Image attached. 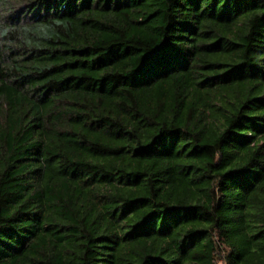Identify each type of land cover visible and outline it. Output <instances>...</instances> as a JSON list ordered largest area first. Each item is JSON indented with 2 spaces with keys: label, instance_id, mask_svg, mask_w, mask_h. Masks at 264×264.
<instances>
[{
  "label": "trees",
  "instance_id": "obj_1",
  "mask_svg": "<svg viewBox=\"0 0 264 264\" xmlns=\"http://www.w3.org/2000/svg\"><path fill=\"white\" fill-rule=\"evenodd\" d=\"M0 264H264V0H0Z\"/></svg>",
  "mask_w": 264,
  "mask_h": 264
}]
</instances>
